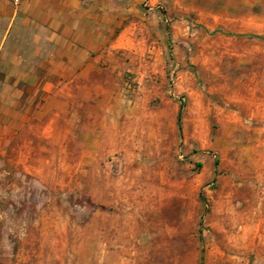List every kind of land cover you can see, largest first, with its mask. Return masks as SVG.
<instances>
[{"label": "rangeland", "instance_id": "obj_1", "mask_svg": "<svg viewBox=\"0 0 264 264\" xmlns=\"http://www.w3.org/2000/svg\"><path fill=\"white\" fill-rule=\"evenodd\" d=\"M261 37L264 0H70L90 97L11 134L0 86V264H264Z\"/></svg>", "mask_w": 264, "mask_h": 264}, {"label": "crops", "instance_id": "obj_2", "mask_svg": "<svg viewBox=\"0 0 264 264\" xmlns=\"http://www.w3.org/2000/svg\"><path fill=\"white\" fill-rule=\"evenodd\" d=\"M69 52L70 0H22L17 5L0 0L1 100L6 102L11 134H57L58 118L69 116L70 108L90 97L85 88L90 63L78 60L85 51L76 50L78 64L72 66ZM80 68L83 71L74 75ZM75 86L78 91L83 86L82 94L75 93Z\"/></svg>", "mask_w": 264, "mask_h": 264}, {"label": "bare ground", "instance_id": "obj_3", "mask_svg": "<svg viewBox=\"0 0 264 264\" xmlns=\"http://www.w3.org/2000/svg\"><path fill=\"white\" fill-rule=\"evenodd\" d=\"M124 228V227H123ZM145 228L143 224V219L142 217H137V224L134 226H130L127 229V232L122 233L112 241L113 244H120L119 247L116 248V252L111 254L109 256L110 260L117 261L119 259V255H124V256H131V251H134L131 245H134L135 242V235L143 231ZM116 264V263H115ZM122 264H129V260L123 259Z\"/></svg>", "mask_w": 264, "mask_h": 264}, {"label": "trees", "instance_id": "obj_4", "mask_svg": "<svg viewBox=\"0 0 264 264\" xmlns=\"http://www.w3.org/2000/svg\"><path fill=\"white\" fill-rule=\"evenodd\" d=\"M261 38L264 39V37H261ZM200 199H201L202 202L205 203V199L203 198V196H200ZM199 240H200V242L202 243V238H201V236H199Z\"/></svg>", "mask_w": 264, "mask_h": 264}, {"label": "built area", "instance_id": "obj_5", "mask_svg": "<svg viewBox=\"0 0 264 264\" xmlns=\"http://www.w3.org/2000/svg\"><path fill=\"white\" fill-rule=\"evenodd\" d=\"M22 0H11V2L14 4V5H17L21 2Z\"/></svg>", "mask_w": 264, "mask_h": 264}, {"label": "water", "instance_id": "obj_6", "mask_svg": "<svg viewBox=\"0 0 264 264\" xmlns=\"http://www.w3.org/2000/svg\"><path fill=\"white\" fill-rule=\"evenodd\" d=\"M179 101H180V103H181V106H182V100L180 99ZM180 110H181V107H180Z\"/></svg>", "mask_w": 264, "mask_h": 264}]
</instances>
